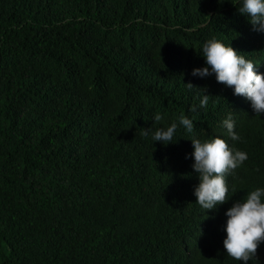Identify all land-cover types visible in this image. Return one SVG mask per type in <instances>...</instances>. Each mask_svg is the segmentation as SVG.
I'll use <instances>...</instances> for the list:
<instances>
[{"label":"trees","instance_id":"16d2710c","mask_svg":"<svg viewBox=\"0 0 264 264\" xmlns=\"http://www.w3.org/2000/svg\"><path fill=\"white\" fill-rule=\"evenodd\" d=\"M239 6L0 0V264H244L224 249V213L264 187V133L239 136L251 160L226 175L216 210L191 199L198 179L185 158L192 135L235 144L221 123L229 113L237 133L264 132L244 97L191 75L212 37L264 73V33ZM181 114L194 133L181 126L167 146L143 135ZM248 264H264V242Z\"/></svg>","mask_w":264,"mask_h":264},{"label":"clouds","instance_id":"9594fccd","mask_svg":"<svg viewBox=\"0 0 264 264\" xmlns=\"http://www.w3.org/2000/svg\"><path fill=\"white\" fill-rule=\"evenodd\" d=\"M236 8L248 19L253 31L264 33V0H240V6ZM201 56L205 66L193 68V77L204 79L214 75L216 81L231 88L234 95L249 101L256 115L264 114V73L260 72L259 64L246 59L245 55L234 49L231 44H225L215 37L203 43ZM187 85L189 88L193 87L191 83ZM202 89L204 93L200 98L199 107L204 108L210 95L206 94V87ZM192 111H196V108ZM152 119L159 122L163 117L157 112ZM221 123L228 138L232 141L240 139L235 131V121L231 113ZM181 126L186 133H194L193 119L181 114L178 122L144 129L143 135H150L154 142L167 146L175 143L174 136ZM189 140L193 151L186 154L185 158L194 160L191 167L198 179L193 188L196 204L205 210H216L226 203L229 192L226 175L240 167L248 159V154L229 146L226 139L220 136L200 139L192 135ZM224 215L226 221L223 231L226 235L223 246L226 254L248 264L256 258L257 249L264 242V187H256L242 200L234 201Z\"/></svg>","mask_w":264,"mask_h":264},{"label":"bare ground","instance_id":"6f19581e","mask_svg":"<svg viewBox=\"0 0 264 264\" xmlns=\"http://www.w3.org/2000/svg\"><path fill=\"white\" fill-rule=\"evenodd\" d=\"M232 45H234V44H231V46ZM262 61L264 62V59H262ZM216 83V82H215ZM206 86H201V88H205ZM206 88H208V87H206ZM228 89H225L224 91L226 92ZM248 108H249V106L248 105H246ZM203 110H206L205 108H202V109H200V111L199 112H203ZM235 117H237V118H239V121H238V123L241 121V119H242V117L241 116H235ZM237 123V124H238ZM235 125H236V122H235ZM264 132L262 131V129H261V127L258 125V123H255V124H252V125H250L249 127H247V128H241V129H239V133H238V135L243 139V140H247V139H252V138H256V137H260L262 134H263ZM216 136H220V137H224L223 135H221V134H214V135H212V137H216ZM211 136H209L208 138H210ZM204 139H207V138H204ZM228 139H230V138H228ZM237 142H239L242 146H243V148H239L238 147V149L239 150H242V151H245L246 153H247V150H246V147H245V145H244V143H242L241 141H239V140H237L236 142H235V144H237ZM235 144L234 145H232V146H234L235 147ZM237 149V148H236ZM248 154V153H247ZM249 160H251L250 159V157L248 156V159L245 161V162H247V161H249ZM194 177L195 178H197L196 177V174L194 175ZM196 181V180H195ZM230 190V192H231V188L229 189ZM194 198H196L194 195H192L191 196V199H194Z\"/></svg>","mask_w":264,"mask_h":264}]
</instances>
